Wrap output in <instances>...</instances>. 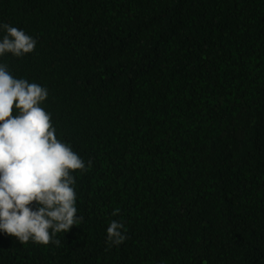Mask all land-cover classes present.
Returning a JSON list of instances; mask_svg holds the SVG:
<instances>
[{
  "label": "trees",
  "instance_id": "1",
  "mask_svg": "<svg viewBox=\"0 0 264 264\" xmlns=\"http://www.w3.org/2000/svg\"><path fill=\"white\" fill-rule=\"evenodd\" d=\"M0 24L87 168L60 244L0 232V264H264V0H0Z\"/></svg>",
  "mask_w": 264,
  "mask_h": 264
},
{
  "label": "clouds",
  "instance_id": "2",
  "mask_svg": "<svg viewBox=\"0 0 264 264\" xmlns=\"http://www.w3.org/2000/svg\"><path fill=\"white\" fill-rule=\"evenodd\" d=\"M0 29L6 32L0 40V57L34 51L36 40L22 29L10 24H0ZM47 96L45 87L15 78L7 64L0 63V232L21 244L59 245L53 237L82 219L77 215L72 173L87 168L57 138L51 114L41 107ZM118 214L114 210L113 215ZM123 228L121 222L110 223L109 246L127 238Z\"/></svg>",
  "mask_w": 264,
  "mask_h": 264
}]
</instances>
